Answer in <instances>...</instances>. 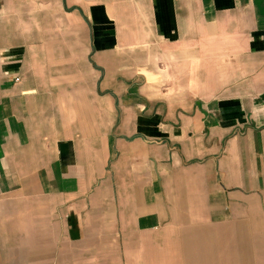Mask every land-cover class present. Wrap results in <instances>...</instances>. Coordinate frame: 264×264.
I'll use <instances>...</instances> for the list:
<instances>
[{"label":"crops","instance_id":"0c3cea01","mask_svg":"<svg viewBox=\"0 0 264 264\" xmlns=\"http://www.w3.org/2000/svg\"><path fill=\"white\" fill-rule=\"evenodd\" d=\"M0 264H264V0H0Z\"/></svg>","mask_w":264,"mask_h":264}]
</instances>
